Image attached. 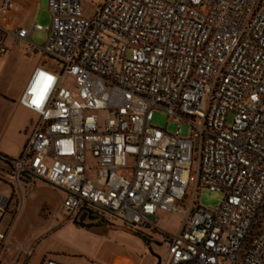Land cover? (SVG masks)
Listing matches in <instances>:
<instances>
[{
  "label": "built area",
  "instance_id": "1",
  "mask_svg": "<svg viewBox=\"0 0 264 264\" xmlns=\"http://www.w3.org/2000/svg\"><path fill=\"white\" fill-rule=\"evenodd\" d=\"M48 6L47 27L8 28L0 15V58L9 38L23 46L49 31L33 48L56 63L36 68L21 97L39 114L23 152L0 153V182L12 188L0 194V258L25 189L41 181L65 193L71 218L107 210L132 231H155L160 213L183 215L159 264H264V0ZM40 74L52 78L42 100ZM159 111L175 132L152 125ZM203 189L222 205L200 206Z\"/></svg>",
  "mask_w": 264,
  "mask_h": 264
},
{
  "label": "rangeland",
  "instance_id": "2",
  "mask_svg": "<svg viewBox=\"0 0 264 264\" xmlns=\"http://www.w3.org/2000/svg\"><path fill=\"white\" fill-rule=\"evenodd\" d=\"M165 1L174 3L176 0ZM38 23L43 27L52 23L48 0H44L40 7ZM47 39L46 31H34L30 36L31 43L37 47H43ZM23 50L11 53L5 61L0 60V142L9 143L12 149L17 148L23 134L28 133L22 127L25 121H14L13 117L14 101L31 63L38 61L56 65L41 52ZM74 84L75 79L67 77L66 86ZM101 116L103 118L104 113ZM152 125L162 129L168 127L170 133L178 128V124L164 111L154 114ZM189 132V126L183 125L182 136H189ZM0 194L12 196V188L0 182ZM25 197L24 209L19 212L12 236L13 264H45L50 257L63 264H159L167 251L168 235L178 233L184 220L180 213L162 212L158 223L161 231L87 227L67 215L64 210L66 195L59 189L36 181L25 189ZM198 198L199 205L204 208L219 207L225 199L222 193L209 189L200 190ZM101 213L114 219L107 210H101Z\"/></svg>",
  "mask_w": 264,
  "mask_h": 264
},
{
  "label": "crops",
  "instance_id": "3",
  "mask_svg": "<svg viewBox=\"0 0 264 264\" xmlns=\"http://www.w3.org/2000/svg\"><path fill=\"white\" fill-rule=\"evenodd\" d=\"M44 0H0V15H4L5 18V27L8 28H12V27H18V28H24V29H28L30 28L33 24L38 23V15H39V10L40 7L42 5ZM6 2H10L12 4L11 6V10L8 13H3V6ZM49 7V6H48ZM86 13L91 12L94 9V6L90 3L87 2L84 4ZM50 11V9H49ZM51 13V12H50ZM52 17V14H51ZM34 32V31H33ZM31 32V34L33 33ZM48 32V37H49V31ZM28 37V41L29 43L23 45V46H17L13 40L11 38H9L7 40V47L9 49V52L6 56H3L0 58V60H7L9 59V57L11 56V53L13 52H19V51H24L28 50V51H33V52H40L37 49L33 48V46H35L33 43H31L30 41V36ZM43 54V53H42ZM44 55V54H43ZM45 56V55H44ZM46 67L48 69H54L56 67V65L54 66L53 63H46V62H38V61H34L31 63L25 82L21 88V91L19 92V94L16 96L15 98V115L13 117L14 121H25L22 124V127L24 129H26L28 131L27 134H23V140L20 143V145L15 148L12 149L11 146H9V143L6 142H0V153L8 156L10 158H18L21 153L23 152L24 147L26 146L27 142L29 141L33 126L36 124V122L39 120V114L34 112L33 110L23 106L20 102L21 97L23 96L25 89L34 73V71L36 70V68L38 67ZM41 182V181H40ZM44 183V182H41ZM46 184V183H45ZM48 185V184H47ZM31 187L28 186V188ZM26 188V189H28ZM26 199V197H25ZM25 203V200H24ZM22 209H24V206L22 207ZM77 218L74 217L72 218L73 220H75ZM105 221V226H111L114 228H122L123 225L122 223H120L119 221L115 220V219H111V218H104L103 219ZM9 221V218H7L6 222ZM80 223V222H77ZM15 225V224H14ZM14 229L15 226H13L10 235H9V240H8V245H7V249L6 251L2 254L1 258H0V264H13L14 262V258H13V254H12V236L14 233ZM50 259H54L56 260L59 264H63V262L55 259V258H48V260Z\"/></svg>",
  "mask_w": 264,
  "mask_h": 264
},
{
  "label": "snow or ice",
  "instance_id": "4",
  "mask_svg": "<svg viewBox=\"0 0 264 264\" xmlns=\"http://www.w3.org/2000/svg\"><path fill=\"white\" fill-rule=\"evenodd\" d=\"M40 75L43 77V79H38L36 81L33 91L37 95L38 99L42 100L48 91L49 83L51 82L52 78L47 77L44 74ZM37 106H39V104H37Z\"/></svg>",
  "mask_w": 264,
  "mask_h": 264
},
{
  "label": "flooded vegetation",
  "instance_id": "5",
  "mask_svg": "<svg viewBox=\"0 0 264 264\" xmlns=\"http://www.w3.org/2000/svg\"><path fill=\"white\" fill-rule=\"evenodd\" d=\"M90 216L88 217L87 213H84L83 210L81 212H79V214L77 215V222L79 221L82 225L87 226V227H95V226H105V221L104 220H100L98 219V217L96 216V214L94 212H90ZM96 221V223H90V224H84L85 221Z\"/></svg>",
  "mask_w": 264,
  "mask_h": 264
},
{
  "label": "water",
  "instance_id": "6",
  "mask_svg": "<svg viewBox=\"0 0 264 264\" xmlns=\"http://www.w3.org/2000/svg\"><path fill=\"white\" fill-rule=\"evenodd\" d=\"M84 212H85V211H84ZM85 213L88 214V217L91 215L90 212H88V211H86ZM78 222H79V221H78ZM90 223H96V221L93 220V221H90V222H89V221H85V222H84V224H87V225L90 224ZM122 228H124V227H122ZM125 228H126V227H125ZM126 229H127V230H130V229H128V228H126ZM130 231H131V230H130Z\"/></svg>",
  "mask_w": 264,
  "mask_h": 264
}]
</instances>
